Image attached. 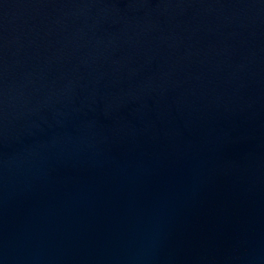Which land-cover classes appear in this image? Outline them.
<instances>
[{"label":"water","instance_id":"1","mask_svg":"<svg viewBox=\"0 0 264 264\" xmlns=\"http://www.w3.org/2000/svg\"><path fill=\"white\" fill-rule=\"evenodd\" d=\"M0 264H264V0H0Z\"/></svg>","mask_w":264,"mask_h":264}]
</instances>
